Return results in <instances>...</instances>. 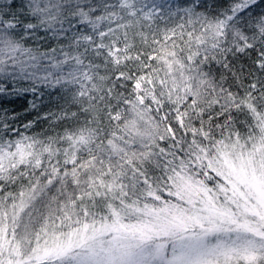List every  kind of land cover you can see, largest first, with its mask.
<instances>
[{"label":"snow or ice","instance_id":"obj_1","mask_svg":"<svg viewBox=\"0 0 264 264\" xmlns=\"http://www.w3.org/2000/svg\"><path fill=\"white\" fill-rule=\"evenodd\" d=\"M0 264H264V0H0Z\"/></svg>","mask_w":264,"mask_h":264},{"label":"trees","instance_id":"obj_2","mask_svg":"<svg viewBox=\"0 0 264 264\" xmlns=\"http://www.w3.org/2000/svg\"><path fill=\"white\" fill-rule=\"evenodd\" d=\"M30 98V97H29Z\"/></svg>","mask_w":264,"mask_h":264}]
</instances>
